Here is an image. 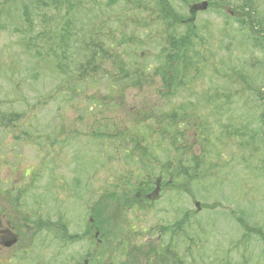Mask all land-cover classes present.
<instances>
[{
    "label": "rangeland",
    "instance_id": "1",
    "mask_svg": "<svg viewBox=\"0 0 264 264\" xmlns=\"http://www.w3.org/2000/svg\"><path fill=\"white\" fill-rule=\"evenodd\" d=\"M253 1L256 17L264 23V0ZM86 2L70 3V15L78 17V33L77 42L70 40L72 57L67 62L57 49L65 25L64 0H46V10L29 11L31 31L46 38L37 45H54V60L43 61L34 52H25L28 37L21 29L28 25L22 24L21 5L10 9L8 24L0 19V216L19 236L15 247L0 252V264H111L112 258L122 264L123 255L134 264L141 255L134 247L144 250L143 245L153 247L159 239L160 250L184 252L179 258L185 264L203 253L202 242L206 255L211 254L208 258L214 257L211 260L229 249L236 261L246 255L252 259L250 264H264V24L256 22L252 29L246 25L249 9H235L241 0ZM202 2L208 3L206 10L194 12L191 7ZM162 11L166 19L160 16ZM165 23L174 27L177 41L190 37L193 45L205 42L197 49L207 67L193 93L223 97L218 105L207 106L208 117L193 105V97L188 99L199 117L180 140L188 149L184 150L188 158H182V164L191 167L188 178L176 177L177 167L167 172L162 165L170 154H179L182 145L177 144L174 152L170 147L158 151L159 162L150 158L151 164L138 170L135 164L125 163L127 149L119 148L111 129L104 128L111 126V116L119 122L124 110L134 113L141 104L156 100L168 114L186 96L169 104L158 95L164 93L157 91L160 84L146 85L114 95L122 106L112 110L111 90L105 83L115 75L111 63H106L111 76L92 77L96 82L69 83L55 69L60 62L71 64L72 69L82 62L79 49L95 30L97 39L115 43L124 34V42L133 36V51L123 45L118 53L152 69L162 50ZM125 52L130 53L125 56ZM151 125L148 120L142 123L147 133ZM155 132L142 135L141 143L149 148L156 141L162 148L169 145L164 135ZM199 132L214 137V147L207 149L201 140L195 144ZM150 175V186H161L152 202L125 187L139 189ZM126 198L138 202L128 210L117 209ZM175 224L179 236L164 231Z\"/></svg>",
    "mask_w": 264,
    "mask_h": 264
},
{
    "label": "trees",
    "instance_id": "2",
    "mask_svg": "<svg viewBox=\"0 0 264 264\" xmlns=\"http://www.w3.org/2000/svg\"><path fill=\"white\" fill-rule=\"evenodd\" d=\"M45 1L46 0H0V9H3V15L0 13V19L4 24H8L7 15L10 9L15 6L16 3L21 5L20 8L24 12L22 24L28 25L25 30L21 29V33L28 37V42L25 43L24 50L28 55H32V53L34 52V55L37 56L38 59L43 61H47V57H50V59L52 60L55 59L57 55L56 47L54 45L51 47H40L37 45V43L44 41L46 38L41 36V34L38 32L34 35V31H31L32 28L30 27V25L32 24V21L31 19L29 20V11H41L42 8L46 10L48 7L44 5ZM74 1L75 0H64L65 4L67 5L66 14L64 12L65 25L63 27V30H61L63 34L58 36L59 42L57 45V49H60V55H62L66 59L65 62H67V60L70 61L72 57V55L70 54V40L77 37L78 33V27H76L78 25V17L70 15L69 8L72 5L70 3H73L76 6H80L83 3L87 4V0H79L76 2ZM59 6H61L60 2ZM235 9H249L246 14V18L244 17V19L246 20V25L249 28L252 29L253 25H255L256 22L258 23L257 26H262L264 24L262 19L257 18L258 16L256 9L258 8L257 6L255 7V1L241 0V3ZM160 16L166 19L165 11H162ZM19 20L21 21V18ZM46 22L47 20H43V23ZM165 25V38L162 43L159 41L162 46V52L160 51L159 57L156 58L158 64L152 69L151 67H146L144 63H139L135 59V57L128 56L123 59L122 53H118V49H121L123 45H125L126 48H128L130 51H133V36H130L129 38H127V41L124 42L126 37V34H124L122 35L120 40L115 43L113 39L104 40L100 39L101 37L97 39L96 30L91 33L88 38H85L86 41H84L83 46H81V48L79 49V55L82 59V62L75 66V68L73 67V69L71 67V64L69 65V67H67V65L63 64L64 62H60L59 64L55 65V69L58 73H60L61 76L69 80V83L73 80L76 82H80L83 80L86 81L87 79H91L92 82H96V80H93L92 77H97L98 79L102 80L104 76H111V74L108 73V67H106V63H111V70H114L115 75L112 79H106L105 83L108 85L106 87V90H111L112 110L116 109L118 106H122L120 105L121 102L119 98H116L118 99V101L113 100L112 97H114V95L125 93L128 90H142L146 85L151 86L160 84V86L157 85V91H160L159 89H162L164 93L166 91V94L163 93L158 95H163L162 98L167 100L169 104L174 103V101L180 99L181 96H186L182 98L183 100L180 99L179 103L174 104L172 106L174 109L172 111H169L168 114L161 111L162 106H160L159 100H156L151 103L141 104V106L138 107L137 110L134 111V113L124 110L123 113L125 116L121 117V120L119 122L111 116V126L105 124L104 128L111 129L113 133H111V138L119 142V148L124 146L127 149V151L124 152V159L127 160L125 163L135 164V167L138 170H141L139 167L146 169L149 163L151 164V161L149 160L150 158H155V161L159 162L157 159L158 151L162 150L165 152L170 147V151L173 150L174 152L175 150H177V144H179V146L182 145V151H180L179 154H176V156L170 154L165 158L167 162L161 163L163 165V169H165L167 172L177 167V169L179 170L176 174V177L181 174L183 175V177L188 178V176L190 175L191 167L187 168L182 164V158H188L189 156L186 151H184L188 149L187 147H184L183 143H181L180 140L186 135L189 128L193 127V121L195 119H199L197 115H194V107L192 106L193 103H191L188 99L193 97L195 103L193 105L199 107L200 110L204 112V114H207L205 116L208 117L209 110L207 109V106L210 104L218 105L219 101H222L223 97L221 96V94H214L213 97H210L211 93H209V95L199 94L197 92L193 93V87L197 85L199 81H201V76L206 71L205 69L207 67V60L198 52L197 49L199 46H204L205 42L203 40H200L198 41L197 45H193L190 37H182L184 38L183 40L177 41L176 38L173 37V34L176 32L175 30H173L174 27L168 26L167 23H165ZM194 31L195 30L193 29L191 30V32ZM31 34H33V37L31 36ZM49 39H51V37H49ZM260 39L261 38H259V41ZM32 41L35 42L32 43ZM73 41L77 42V39L75 38L73 39ZM201 41H203V43H201ZM262 41H264V39H262ZM129 43H131L130 46ZM114 49H116V53H112V50ZM166 51L167 53L163 54V52ZM129 53L130 52H125V56ZM171 55H174L173 57L177 59L171 58ZM144 67H146V70ZM173 69L176 70V72L171 76L170 73ZM148 70L152 74H148ZM80 75L82 76L81 78L78 77ZM155 75L160 77L159 81H156L154 79ZM182 90H186V92L187 90H189L190 92H192V95H182L180 94V91ZM71 96L74 95L72 94ZM260 96L261 95H259L258 98ZM84 102L83 106H85V109L88 111L89 107ZM77 109L80 111V108L77 107ZM207 117L204 118L206 119ZM81 119H85V117L81 116ZM147 120L152 122V125L148 127V133L147 129L142 126V123H145ZM124 121H127L128 125H124ZM119 128L120 132H117L116 129ZM153 129L156 130V132L161 133V135H164L169 145H166L162 148L160 147L161 143L159 141H156L154 145H150L149 148L147 143H141L140 137L145 134H152L151 130ZM209 136V134L204 135L199 132L198 136L196 137L195 144L198 143L199 140H201V142L204 143L205 146H207V149L214 147V145L216 144V139ZM198 169L199 167H197L196 170H192L193 172H196ZM129 175H131V173H129ZM147 177L149 181L146 183V185H140L139 189H137L138 186H135L134 188L129 186L125 187L134 191V196L138 194L144 195L153 189L152 186H150L151 175ZM136 202L138 201H131L126 198L124 204H121V208H116L128 210ZM177 225L179 224L177 223ZM177 225H173L172 228H166V230L164 231H169L174 235L179 236L180 228ZM182 225H187V223L185 221H182ZM201 236L202 235H198L199 240H201ZM172 240L175 241V243L178 242L176 237H173ZM160 241L161 239L157 240V242L154 243L155 246L149 248H147L149 244L143 245L144 250L134 247V250L136 252L141 253L139 257H135L134 264H139L140 261H143V263L145 261V264H185L183 263L182 259L179 258V256L184 257V252L180 251L178 254L174 251L173 248L160 250L161 246L163 245V243H160ZM191 241L192 240L188 241V243ZM178 246L179 245H177V247ZM200 247L203 248V253L199 251L198 255L194 256L192 260L187 264H250V262L252 261V259L246 255H243L240 261H236L233 258L232 251L229 249H226L222 253V255H217V259L211 260L214 257L208 258L211 254H208V256L206 255L207 250L204 242L201 243ZM127 256L128 255H123V259L119 261V263L130 264ZM198 256L199 258H197ZM111 262V264H115L116 261L112 258Z\"/></svg>",
    "mask_w": 264,
    "mask_h": 264
},
{
    "label": "flooded vegetation",
    "instance_id": "3",
    "mask_svg": "<svg viewBox=\"0 0 264 264\" xmlns=\"http://www.w3.org/2000/svg\"><path fill=\"white\" fill-rule=\"evenodd\" d=\"M10 224L11 223H9L4 216H0V252H6L12 249L19 241L16 229L10 226ZM10 244H12V246L8 247Z\"/></svg>",
    "mask_w": 264,
    "mask_h": 264
},
{
    "label": "water",
    "instance_id": "4",
    "mask_svg": "<svg viewBox=\"0 0 264 264\" xmlns=\"http://www.w3.org/2000/svg\"><path fill=\"white\" fill-rule=\"evenodd\" d=\"M206 7H207V3L204 2L201 5L193 6L192 7V10H194V11L205 10ZM157 190H158V188L155 190V192L153 193V195H156L157 194V192H158ZM195 206H196L197 209L199 208V204L198 203H196Z\"/></svg>",
    "mask_w": 264,
    "mask_h": 264
},
{
    "label": "bare ground",
    "instance_id": "5",
    "mask_svg": "<svg viewBox=\"0 0 264 264\" xmlns=\"http://www.w3.org/2000/svg\"><path fill=\"white\" fill-rule=\"evenodd\" d=\"M215 209V208H214ZM216 210V209H215ZM254 231V230H253Z\"/></svg>",
    "mask_w": 264,
    "mask_h": 264
}]
</instances>
